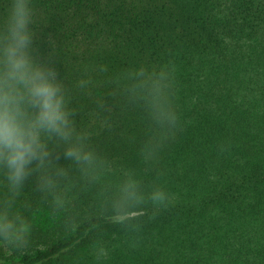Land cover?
Instances as JSON below:
<instances>
[{
  "label": "trees",
  "instance_id": "obj_1",
  "mask_svg": "<svg viewBox=\"0 0 264 264\" xmlns=\"http://www.w3.org/2000/svg\"><path fill=\"white\" fill-rule=\"evenodd\" d=\"M10 3L0 0V19ZM32 4L36 54L58 70L76 128L89 134L106 170L92 180L61 158L68 174L59 210L31 178L14 208L32 225L30 246L11 255L0 248V261L264 264V0ZM140 68L170 90L177 131L156 123L137 98ZM125 172L145 192L160 186L172 197L155 218L146 207L139 233L103 211ZM97 245L106 258H96Z\"/></svg>",
  "mask_w": 264,
  "mask_h": 264
},
{
  "label": "clouds",
  "instance_id": "obj_2",
  "mask_svg": "<svg viewBox=\"0 0 264 264\" xmlns=\"http://www.w3.org/2000/svg\"><path fill=\"white\" fill-rule=\"evenodd\" d=\"M33 17L32 0H11L0 19V184L7 189L0 199V248L8 255L23 253L30 246L32 225L14 208L31 178L35 177L36 190L53 196L59 210L65 201L57 189L68 174L59 163L61 158L92 180L106 170V161L87 142L89 134L76 128V113L58 70L51 60L42 61L36 54L35 32L29 27ZM138 76L145 79L134 86L140 91L137 98L144 101L149 115L177 131L179 117L160 74L140 68ZM84 84L80 81L81 87ZM53 143L63 150L55 151ZM154 150V146L146 148L145 158H151ZM123 177L103 211L111 223L139 233L146 207L152 206L150 218H155L172 197L160 186L145 192L132 173L125 172ZM108 254L106 247L96 246L97 259Z\"/></svg>",
  "mask_w": 264,
  "mask_h": 264
}]
</instances>
